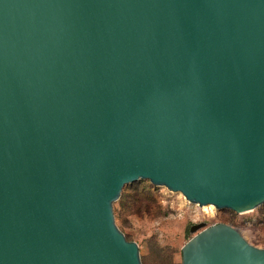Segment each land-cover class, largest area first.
Wrapping results in <instances>:
<instances>
[{"label":"water","instance_id":"water-1","mask_svg":"<svg viewBox=\"0 0 264 264\" xmlns=\"http://www.w3.org/2000/svg\"><path fill=\"white\" fill-rule=\"evenodd\" d=\"M138 181L264 203V0H0V264H141L113 216ZM202 227L180 264H264Z\"/></svg>","mask_w":264,"mask_h":264},{"label":"rangeland","instance_id":"rangeland-1","mask_svg":"<svg viewBox=\"0 0 264 264\" xmlns=\"http://www.w3.org/2000/svg\"><path fill=\"white\" fill-rule=\"evenodd\" d=\"M113 216L124 237L137 245L141 264H180L179 250L194 234L189 231L193 225L225 224L252 246L264 248V203L242 214L204 212L178 193L138 181L122 189Z\"/></svg>","mask_w":264,"mask_h":264},{"label":"bare ground","instance_id":"bare-ground-1","mask_svg":"<svg viewBox=\"0 0 264 264\" xmlns=\"http://www.w3.org/2000/svg\"><path fill=\"white\" fill-rule=\"evenodd\" d=\"M200 209L204 212H212L214 208L208 205V206H202L200 207Z\"/></svg>","mask_w":264,"mask_h":264}]
</instances>
